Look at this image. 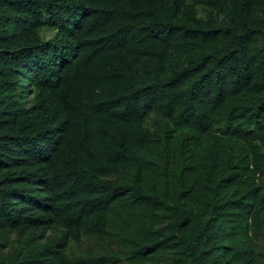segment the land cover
Here are the masks:
<instances>
[{
    "label": "trees",
    "instance_id": "obj_1",
    "mask_svg": "<svg viewBox=\"0 0 264 264\" xmlns=\"http://www.w3.org/2000/svg\"><path fill=\"white\" fill-rule=\"evenodd\" d=\"M262 262L264 0H0V264Z\"/></svg>",
    "mask_w": 264,
    "mask_h": 264
},
{
    "label": "rangeland",
    "instance_id": "obj_2",
    "mask_svg": "<svg viewBox=\"0 0 264 264\" xmlns=\"http://www.w3.org/2000/svg\"><path fill=\"white\" fill-rule=\"evenodd\" d=\"M14 239H15V237L13 236V237H11L10 238V240H9V243L10 244H12L13 243V241H14ZM89 247V243H84V244H82V245H80V246H74L73 247V250L75 251V252H83V251H85L87 248ZM262 264H264V262H262Z\"/></svg>",
    "mask_w": 264,
    "mask_h": 264
}]
</instances>
